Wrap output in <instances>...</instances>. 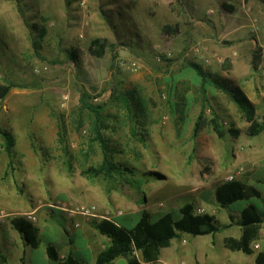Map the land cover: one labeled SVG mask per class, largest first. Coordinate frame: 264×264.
Returning a JSON list of instances; mask_svg holds the SVG:
<instances>
[{"label": "rangeland", "instance_id": "obj_1", "mask_svg": "<svg viewBox=\"0 0 264 264\" xmlns=\"http://www.w3.org/2000/svg\"><path fill=\"white\" fill-rule=\"evenodd\" d=\"M184 1L0 0V87L18 85L0 98V128L12 138L8 149L0 134V224L36 217L33 264H57L46 247L64 253V227L75 232V256L93 263L74 225L108 237L92 225L102 218L70 212L84 205L127 229L143 212L178 217L187 203L221 228L230 210H264L261 198L226 208L215 199L231 175L264 192V129L253 134L232 91L241 88L263 123L264 0H246V11L241 0H189L199 9L181 14L174 2ZM83 93L103 107L98 117ZM97 124L121 170L111 177L96 173L105 156Z\"/></svg>", "mask_w": 264, "mask_h": 264}, {"label": "trees", "instance_id": "obj_2", "mask_svg": "<svg viewBox=\"0 0 264 264\" xmlns=\"http://www.w3.org/2000/svg\"><path fill=\"white\" fill-rule=\"evenodd\" d=\"M226 7L228 6L226 5ZM166 29H169V27L165 26V32L167 33ZM97 41H94V43L97 44ZM94 55L102 56V52L94 51ZM254 67H257L256 63ZM15 86L18 85L11 82L1 86L0 98H5L10 89ZM232 91L245 118L251 123L253 134L263 130L264 122H258L255 104L241 88L235 86ZM81 103L84 108L93 112L97 117L101 109H103L100 105L90 104L87 101V95L84 93L81 96ZM211 123L218 136L223 137L224 131L219 122L213 120ZM95 133L105 155L103 164L96 173L98 175L105 173L109 177L113 176L114 173L119 174L121 172L120 167L109 158V152L99 124L95 127ZM0 134L4 136L7 141V148L10 149L12 140L10 134L2 128H0ZM251 198H261L264 200L263 193L257 186L242 180L223 182L215 190V199L223 208L230 207L235 202ZM217 223V218L214 215L207 213L197 214L192 203H187L181 207L180 216L178 217L174 213L168 212L158 220L152 221L150 214L143 212L141 220L131 229H127L117 221L109 218L95 220L92 223L93 227L101 235L109 238V242L105 248L98 253L96 264H113L119 257L127 258L128 264H142L137 257L132 255L134 249L142 252L145 262L155 263L160 259L161 249L168 247L171 241L180 237L182 233H188L193 236L214 234L220 229ZM263 224L264 212L262 209L255 203L247 204L240 212L239 225L242 229L240 238H228L226 239V245L233 250H239L246 254L254 253L252 243L260 237ZM11 225L23 235L28 245H40L39 228L32 222L23 218H13ZM64 230L69 235V231L66 228ZM46 252L49 259L55 261L57 264H80V260L72 252L67 253L64 258H61L60 250L56 244H48ZM257 260L259 264H264V253H259ZM0 264L13 263H10L7 257L0 253Z\"/></svg>", "mask_w": 264, "mask_h": 264}, {"label": "crops", "instance_id": "obj_3", "mask_svg": "<svg viewBox=\"0 0 264 264\" xmlns=\"http://www.w3.org/2000/svg\"><path fill=\"white\" fill-rule=\"evenodd\" d=\"M172 1L173 0H168L170 3ZM187 1L189 0H185L184 3L174 2L175 7L180 9L181 14L192 12V8L199 9L197 6H191V4L186 3ZM241 1V10L246 11L244 10L246 6H243V4L245 5L246 0ZM252 1L255 0L248 1L249 5L253 3ZM254 185L260 189L264 196L263 189L259 185ZM230 211L231 213L227 215L228 221L222 226V228L220 227L216 233L198 236L190 234L182 235L181 239H175L169 247L163 248L161 250L160 259L156 263L151 264H259L257 260L258 254L264 253V224L261 229L260 237L252 243L254 253L246 254L239 250H233L226 245V239L240 238L242 234V229L239 225L241 211ZM262 211L264 212V210ZM74 227L81 230V236L87 241L86 250L92 255L93 263L91 264H96L98 253L107 245L109 239H96L95 241V239L90 237L91 234L94 233L89 235L90 229L84 225L81 228L76 227L75 225ZM65 228L69 231V235L64 230ZM18 235L21 234L12 228V225L7 226L6 224H0V253L4 254L10 263L33 264L31 257L33 256V251H35L34 249H37L39 245H28L25 241L21 254H18L16 250ZM60 237L63 238L61 241H64L65 243V247L62 249V252L64 253L60 255L62 258L69 252H72L74 255L77 252H80L79 250L73 251L71 248L74 244L75 232L64 227L62 228ZM27 250L29 251V255ZM45 260L48 261L47 258H45ZM80 264H82L81 260ZM113 264H128V260L127 258L119 257Z\"/></svg>", "mask_w": 264, "mask_h": 264}, {"label": "built area", "instance_id": "obj_4", "mask_svg": "<svg viewBox=\"0 0 264 264\" xmlns=\"http://www.w3.org/2000/svg\"><path fill=\"white\" fill-rule=\"evenodd\" d=\"M99 98H96V101L98 100ZM239 173H242V169L239 171ZM228 181H233V180H236L235 179V176L234 175H231L229 178ZM71 213H75V214H78V215H81L83 217H86L87 219H91V218H108L107 217V213L105 214H100L98 213V208L94 205H84V206H81V207H78L76 209H72L70 210ZM5 213L4 211H0V218L2 217H5ZM28 220H32V221H35L36 220V217L33 215V214H29L28 215ZM77 226H79V224H77ZM134 253H136V251H134Z\"/></svg>", "mask_w": 264, "mask_h": 264}]
</instances>
